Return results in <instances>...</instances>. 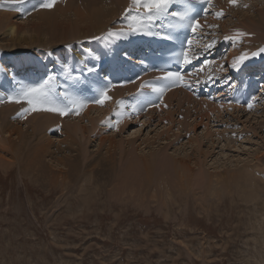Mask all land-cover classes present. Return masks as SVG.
<instances>
[{
    "label": "rangeland",
    "instance_id": "obj_1",
    "mask_svg": "<svg viewBox=\"0 0 264 264\" xmlns=\"http://www.w3.org/2000/svg\"><path fill=\"white\" fill-rule=\"evenodd\" d=\"M71 1L73 0H63L62 7L65 6V3L67 4ZM76 1L81 3V0ZM260 1L237 0L235 5L229 4L228 0L213 1V14H208L207 17L200 21L201 23L203 21L204 24L200 23L202 27L198 30L200 36L197 41L199 47L196 45L195 37L194 50L197 48V52L201 50L211 57V54L213 55L215 50L220 47V53L216 56L213 55L214 57L209 59L215 63L200 66L201 75L199 71H193L194 73H199V77H194L191 72L192 79H188V81L196 82L198 78L202 81L200 83H204L206 81L202 80L201 76H208L213 73H218L220 76L223 71L217 68L221 64L224 68V74L231 76L230 66L232 67V65L227 62L229 57H233L230 54H233L235 50H238L240 55L242 52H247L246 50L249 48L242 47L241 43L248 44L249 42L251 44L253 36L255 41L252 46L258 45L256 41L257 36L248 32L246 37L242 36L241 42L237 40L232 42V40L226 39L225 41H220L221 36L224 35V31H229L233 27H236L237 20L245 18L248 14L253 15L257 11V8L261 7ZM35 3L36 0H26L24 4H12L8 0H0V5L4 4L7 6L8 4V10L13 11V13L22 14L28 20L31 18L30 14L36 12L32 11V6ZM240 10L244 11L245 14L247 13V15L241 16V14H238ZM143 11L142 8L138 9L133 6L131 1L130 4H125L122 7L121 12L118 11L117 16L112 18L114 19L112 26H117L119 22V25H121L122 21L130 20L137 27L140 20L144 21L146 19L142 17L144 16ZM218 11H223L224 15L222 17L215 16L214 13ZM232 11L237 12L234 13ZM128 13L133 14L131 19L127 16ZM18 17L19 15L15 16L16 19ZM210 25H215V27H209ZM98 36L102 37L103 35L95 37ZM0 38V91L14 93L17 87L23 86L20 80V84L17 83V78L21 79L24 83L28 82L32 85L33 82L36 84L41 83L48 75L55 77L52 87H54L53 89L60 101L63 97L59 95V92L61 93L66 89V85L62 84L64 83L63 81H66L64 78L67 79L68 82L65 83H68L70 89L74 87V82L71 79L65 75L62 76L61 73L57 74L54 69L60 65V61L56 60L58 47H55V44L53 46L50 45V47L48 45H45L46 47L41 45L40 47L38 44H34L33 47L23 44L11 47V41H9L10 44L5 45L9 43L8 36L0 35ZM77 39L80 41L79 37L73 40L68 39L65 42L77 41ZM89 39V37L88 39L85 38L87 42L83 44L68 45L64 42L65 44L63 43L62 45L67 53L68 48L69 51L76 49L84 51L83 56H87V58L85 57L86 64H82L83 67L95 68L99 66L101 69L104 66L103 54L105 53V47H101L104 43H110L111 40H96L100 42V49L103 51L99 49V52L96 51V54L94 52L91 54L90 51L88 53L90 48H88ZM212 41L215 44L210 49L211 54L204 52L200 46ZM228 41L231 45L229 47L224 44ZM130 42L132 43L133 41ZM23 50H25V55H22ZM97 52L101 53V58L96 57L98 55ZM62 54L64 52H60L59 56ZM118 55L110 56L116 59ZM15 56L20 60L22 56H27L29 61L25 65L21 62L15 65ZM89 57L90 59L92 58L91 61L88 59ZM255 62L256 66L261 65L263 67L264 56ZM44 63L47 65L46 68L43 67ZM242 67H245V65ZM4 70L7 71V76H5ZM238 70H241V68H238ZM249 73L247 71V74ZM73 76L80 77V74ZM251 77L253 79H250L252 83H254V80L257 81L258 78V81L261 80L254 87L247 81L243 83V86L250 85L252 88L256 87L255 89L261 88H259L258 95L255 98L251 97L250 101L252 102H249L252 105L251 108H246L247 110L244 109L242 111V106L232 104L231 100L230 103L225 104L226 98L220 97L218 104H222L224 108L221 109L219 119L215 120L216 114L214 112L209 113L208 124L209 129L212 128L211 133L216 135L217 132L225 129L229 132L233 131L232 134L228 135L229 139L222 137L223 135L221 136L222 138L219 137V140L216 138L217 135L216 137L208 136L209 138L207 137V139L202 138L201 150L205 151L206 154L198 153L199 155H197L196 152L199 149H194L196 152L192 150L194 151L192 153V146L188 143V140L194 135V133H191L192 130H188L187 132L186 130H182L181 133L179 132L180 134L175 136H172L171 132L165 130L166 134L171 136V140L176 139L173 140V144L171 143L172 146L169 144L167 147V153H172L176 159L182 155L189 154L190 157H186V159L191 158V161L196 160L198 157L197 162L202 161L203 170L206 173H213L216 171L223 172L227 168H235L234 166L237 162L241 164L250 156L251 151H255L260 146L261 148L258 151L264 152V147H262L264 140L261 142L262 138L260 139V136L254 135L249 128V124L256 127V120H263L260 116L264 117V71ZM238 84L237 82L236 85ZM226 85L224 84L220 87H226ZM236 85L230 90V98ZM220 87H213L214 93L220 92L223 94ZM249 90H246V92ZM180 91V89H177L165 94L169 98L173 97L174 101L172 102L175 103V107L177 106L178 96H182L180 95ZM252 91L255 93V90ZM71 92L74 94L73 91ZM253 98L254 100H252ZM181 99L183 100L184 98ZM191 99H193L192 96ZM202 99L212 102L216 97L208 99L207 96H204L199 100ZM6 101L8 102L6 98H3L0 101V106L7 103ZM249 103L244 106H248ZM23 104V102L18 104L12 103L14 107ZM182 104L181 110L183 111L187 103L182 102ZM216 104L217 102H214L213 105L215 106ZM235 108L241 109L239 111V109L234 110ZM254 111L257 112L254 113ZM12 113L10 115L13 118H17L14 115L16 113ZM112 113L107 115V117L113 116ZM155 113H157L155 109H148L146 116L142 115L140 120L144 117L155 118ZM250 114H253V118L255 119L251 118L250 122H248L246 118ZM176 116H179L176 118V122L179 119H183V116ZM66 117L64 115L62 119H75L77 116H73V113H70L66 114ZM11 118H9L10 122L21 126L23 130L29 133L26 129L31 128L27 127L26 124L28 126L30 124L25 123L23 125V122H17ZM112 119L114 120V118ZM21 121L23 120L21 119ZM10 122L9 124H11ZM81 123L83 122L81 121ZM133 125L131 123L125 126V129L121 133L122 139L127 137L126 134L129 135L131 133L130 126ZM161 125L163 124L153 129L144 124V127L136 133V136L139 137L136 141L137 143L142 141L141 148H145V152L152 149L153 146L155 149L163 147V144L167 142V140L163 141L159 139L160 137L156 136L162 130ZM174 125L173 131L176 132L179 124L175 123ZM244 127L248 129L245 130ZM243 129L245 130V134H242L241 130ZM257 131L259 135H264L259 128ZM195 133L199 136L201 134L205 136L206 127L198 124L195 128ZM49 134L56 135L53 130H50ZM57 134H59V131H57ZM164 136L166 135L164 134L163 138ZM53 137L50 140L57 144L58 140L62 139L64 135L61 136L60 134L56 138ZM146 138L149 140H145ZM211 138L216 141L213 147H211L209 141ZM151 139L152 141L155 140L154 144L156 143V145H151ZM94 141L93 139L87 141L88 144L86 146L89 152L97 148L98 142ZM1 147L2 145L0 149ZM54 147L56 148V145ZM76 148L75 145L71 144V148L66 152L67 155L70 154L72 156V160L78 156V153L74 156V153L78 152V149L73 151ZM24 151L27 152L26 149ZM135 153L142 154V151L140 153L137 150ZM0 154L2 153L0 152ZM252 157L253 155L248 160L251 161ZM216 159L217 162H215ZM30 162L29 159L25 162H19L16 159L5 167L0 165V264H264L263 185L258 187L256 197L249 200L237 193L235 189L228 190L223 188L217 193H212L210 190H204L198 184L195 185L194 183L193 186V184L189 185L185 181L182 184L183 186L178 183L176 188L171 189L170 196H157L136 201L127 192L114 194L110 191L111 185L108 184L107 186L104 183L103 185L98 184L95 187L86 183L85 187L80 188L71 180L68 182L65 180L61 181V178H58L54 172V169H57V167L49 166L51 163L48 158H43L42 164L38 165L34 170L33 168L38 162L34 164H30ZM261 166L264 167V156L261 159ZM193 168H196V166H193ZM99 174L97 172L96 177L98 179L101 177L99 179L101 183L105 180L107 181L108 178L106 176L102 177ZM107 174L110 173L108 172Z\"/></svg>",
    "mask_w": 264,
    "mask_h": 264
},
{
    "label": "bare ground",
    "instance_id": "obj_2",
    "mask_svg": "<svg viewBox=\"0 0 264 264\" xmlns=\"http://www.w3.org/2000/svg\"><path fill=\"white\" fill-rule=\"evenodd\" d=\"M131 1L132 0H81V3H79L78 1L73 0L71 2H68L67 4L65 3V6L62 7L63 0H56L55 5L51 9H43L32 12L30 14V20L22 16V14H18L16 12L13 13V11L8 10V4L7 6L1 4L0 35H4L5 37L8 36V42L11 41V47H16L20 44L28 46L30 45V47H33L34 44H38L40 47L41 45H48L50 47V45L53 46V44H55L54 46L58 47V55H56V60L60 61V65L54 68L57 74L61 73V75L63 76V69L65 67H68L72 70L73 75L80 74V82L85 83L90 78L92 80L96 79V71L97 69H100V67H95L96 70L92 73L87 72L86 67L82 66V64H84L86 61L85 57L87 58V56H83L84 51L82 52V50L79 49L69 51L68 48L67 53L62 44L68 39L73 40L74 38L79 37L80 41H78L77 39V41L74 40L65 43L68 45L77 43L83 44L87 42L85 38L88 39L89 37L90 39L88 40V48H90L88 50V53L90 51L91 54L93 52L96 54V51L99 52L101 46L100 42L92 39V37H95L97 35H103L102 37H105L109 31L116 29L128 30L130 28H140L141 30L136 31V33L128 32V35H126L123 39H110V43L108 42L106 44L104 43V46L102 45L101 48L105 47V53L103 54V65L111 66L117 59V57L116 59H113V57H111L110 55H118L122 50L126 49V47L131 46L132 44H137L139 41H144L151 35L150 32H148L146 29V19L144 21L140 20L139 25L137 24V27L135 26V24L133 25L130 20H126L125 22L122 21L121 25H119V22L117 26H112L114 21V19L112 18H114V16H117L118 11L121 12L122 7L125 4H130ZM117 2L121 4H118ZM261 2H264V0L260 1L261 7L257 8V11H255L253 15L248 14V16H246L245 18H241L239 21L237 20L236 27H233L229 31H224V35L222 36L219 35L221 36L220 41H225V36H235L237 37L236 40L240 42L242 41V36L246 37L248 32L252 35L257 36L256 41L258 42V45L256 46H252L255 41L254 36L252 38L251 44H249V42L248 44L241 43L242 47L246 49L249 48L248 50H246L247 52L241 53V55L246 54L248 58L242 63H238L235 68L231 67V70L233 71H239L238 68H241V66L244 65L245 67L256 66L257 64L255 61L263 58L264 56V53L252 55V53H258L261 48H264V3ZM242 10L238 11V14H241V16L247 15V13L245 14ZM232 12L235 13L237 11ZM128 14L127 16L131 19L133 14ZM16 15H19L17 19L15 18ZM130 41L133 42L131 43ZM8 44H10V42L6 43L5 45ZM224 44L228 45V47L231 46L229 41ZM73 48L71 47V49ZM24 52L25 50H23L22 55H25ZM60 52H64V54L59 56ZM98 52L97 54L99 56L97 55L96 57L101 58V53ZM198 52L200 53L199 56L205 54L201 50H199ZM208 52L211 54V50H209ZM233 52V54H230V56L233 57H229L227 59V62L230 65H232L234 58H238L241 56L238 50H235ZM105 54L109 56H106ZM189 55L191 57V50L189 51ZM211 56L213 55L211 54ZM14 58H16L14 61L15 65H17L19 62L25 65L29 61V58L27 56H22L21 60L16 56ZM88 59L91 61L92 58L90 59L89 57ZM77 61L78 63H76ZM72 63L75 64L70 65ZM15 65H13V67H15ZM46 66L47 65H45L44 63L43 67L46 68ZM257 67L258 69H261V71L264 70V64L263 67L261 65ZM191 74L188 76V79H192ZM239 78L240 77H237V79ZM251 78L248 79L249 81H246L254 87L259 81L254 80V83H252L250 80ZM64 79L66 81H63L64 83L62 84L64 86L66 85V90L70 94L82 100L89 101L85 107L79 109L78 114L73 113V116H77L75 117V119H62L64 115L61 116L59 113L43 110L21 115L22 109L27 105L24 103L23 105L14 107L12 105V103L14 104V101H6L7 103H4L0 106V139L2 138L0 140V146L2 145L0 149V152L2 153L0 154V165L2 167L13 163L16 159L19 162H25L27 161V159H29L31 161L30 164L38 162V164L34 166V170L36 169V167H38V165L40 166L42 164L43 158H48L51 163L49 164V166L57 167V169H54V172L56 173V176L58 178H61V181L65 180L66 182H68L71 180L80 188L85 187L86 183H89L90 186L94 185L95 187L98 184L103 185L104 183V185L106 186L108 184L111 185L112 188L110 189V191L114 194L127 192L131 194L132 197L136 199V201L146 198H155L157 196H170V190L174 189V187L176 188V185L178 183L181 185L184 184L185 181L187 184L189 183V185L193 184V186L194 183L195 185L198 184L204 190H210L212 193H217L223 188L228 190L235 189L237 193L245 196L244 198H248L249 200H252L254 199V197H256L259 186H264V167L261 166V159L264 156V152L258 151L261 146L253 151L254 153L251 151L250 156L253 155L251 161L248 160V158L250 157L249 156L241 164H238L237 162V164L234 166L235 168H227L223 170V172L216 171L213 173H206V171L203 170L202 161L197 162L199 159L198 157L196 158V160L191 161V158L186 159V157H190L189 154L182 155L181 157L176 159L172 153H167V147L169 146V144H173V140L176 139L171 140V136L166 134L165 130L171 132L172 136L180 134L182 130H186V132L188 130H192L191 133H194V135L188 140V143L192 146L191 151L194 149L201 150V143L203 139H207L208 136L216 137L217 135L216 138H218L219 140V137L223 135L222 137L229 139L228 135L232 134L233 131L229 132L226 129L221 131L218 130L219 132L214 135V133H211L212 128L209 129V113L214 112L216 114L215 120H218L220 117L221 109L224 108L222 104H216L214 106L212 102L207 99H198L199 101H197V98L191 99L189 92H187L186 90H181L180 95L182 96L179 97L177 95L178 98L176 107L174 106L175 103L172 102L174 101L173 97L169 98L164 95L163 101L159 105H156L155 108H151L157 111V113H155V118L150 119L144 117L142 120H140L142 118V115L146 116L147 110L143 111L142 107L136 106L137 110L133 112L131 106V103L133 104V99L129 97L137 88L138 83L113 88L108 91L110 99L106 100L103 104H93L91 102L92 100L90 101V99H86V96H79L78 92L76 90L74 91V87L70 89L68 83H65L68 82L67 79ZM19 80L25 87L33 86V84L36 85L35 82L30 85V83H24L21 79L17 78L18 83L20 82ZM244 82L245 81L241 79L238 81L239 84H243ZM53 85L54 83H52L51 86ZM244 86L246 87V90L252 88L250 85ZM104 87L108 86L98 85V93H100V91ZM250 90L256 89L252 88ZM71 91H73L74 94ZM55 98L60 104L67 103L64 98H61V101L58 100L59 97H57V95ZM181 98L184 99L182 100ZM182 102L187 103V105L185 104L186 106L184 107L183 111L181 110L183 106ZM242 108L243 109L240 108L242 111L244 109H249L248 106H242ZM238 109L239 108H235L234 110ZM12 112L16 113L14 115L17 116V118L12 117ZM111 112H113V116L107 117V115H109ZM256 112L257 111H254V113ZM11 113L12 115H10ZM176 115L183 116V119H179L176 122V118L179 117ZM11 117L17 122H23V125H25V123L30 124V126L26 124L27 127L31 128L26 129L29 131V133L23 130L21 126L10 122L9 118ZM260 117L261 119L263 118V120L257 119V126L254 127L252 124H249V128L254 135L260 136V139L262 138V142L264 140V135H259L257 131V129L259 128V130H261V133H264V117ZM112 118H114V120ZM251 118L255 119L253 118V114H250L249 116L247 115L246 119L248 120V122H250ZM21 119L23 121H21ZM84 119L87 123L86 125ZM197 119H199V121H197ZM204 119L206 120L205 122ZM81 121L84 124L81 123ZM102 121L103 123H101ZM9 122L11 124H9ZM131 123L134 124L133 126H130L132 130H130L131 133H129V135L126 134L127 137L125 139H122V131L125 129L126 125ZM175 123L177 125L179 124L177 126L176 132L173 131L175 128ZM144 124H147V126L152 127L153 129L159 127L160 124H163L160 126L162 130L156 134L157 137H160L159 139L163 141L167 140V142L163 144V147H158L157 149H155L153 146L156 145V143L154 144L155 140L153 139L154 141H152L151 139L150 143L153 146L152 149L145 152V148H141L142 141L140 143H137L136 140L139 139V137L136 136V133H138V131H140L141 128L144 127ZM198 124H202L204 127H206L205 136L202 134L201 136H199L195 133V128ZM244 129L247 130L248 128L244 127ZM244 129L241 130L242 134H245ZM50 130H53L56 135L49 134ZM57 131H59V134H57ZM60 134L61 136L64 135V137L58 140L57 144L55 142L54 144L50 140V138H52V136H54L53 138H56L60 136ZM164 134L166 136H164L163 138ZM226 134L227 136L225 137ZM91 137L96 141V143H98L97 148L94 146L96 149H93L94 151L89 152L86 144H88L87 141L92 140ZM145 140L149 139L146 138ZM214 140L215 139L212 138L211 140L209 139L211 147H213L214 142H216ZM55 141L57 140L55 139ZM71 144L77 147L76 149H73V151H76L78 149V152L76 151L74 153V156H76V153H78V156H76L77 158L73 156L74 160H72V156L70 154H66L67 150L71 148ZM172 144L170 146H172ZM262 144V147H264V141ZM54 145H56V148L54 147ZM19 148L23 150L20 151ZM24 149H26L27 152H25ZM137 150L140 151V153L142 151V154L135 153V151ZM199 150L198 152L194 150L197 155H199L198 153L206 154L205 151L201 150V152H199ZM194 151H192V153ZM94 153L95 155H93ZM25 155H27L28 158ZM215 162H217V159ZM193 166H196V168H193ZM97 172L100 173L99 175H101L102 177L106 176L108 178H106L107 181L104 178L105 181L101 183V181L99 180L101 177L99 179L96 177ZM108 172L110 174H107Z\"/></svg>",
    "mask_w": 264,
    "mask_h": 264
},
{
    "label": "snow or ice",
    "instance_id": "obj_3",
    "mask_svg": "<svg viewBox=\"0 0 264 264\" xmlns=\"http://www.w3.org/2000/svg\"><path fill=\"white\" fill-rule=\"evenodd\" d=\"M9 3L12 4H24L26 0H8ZM180 0H132V5L139 8H142L143 15L146 18L147 24L151 25L153 22L167 19L170 21L168 24V29L174 31L176 37L178 38L179 33L184 29L185 24L187 22L190 23V30L193 34H195L198 28L202 27L200 25V21L198 18L190 15L192 12V8L188 7L184 11L174 10V5L179 3ZM229 4L235 5L237 0H228ZM56 3V0H36V3L32 6V11H38L40 9H51ZM185 3L190 4L191 0H185ZM199 3L203 6L202 13L203 15L213 14L212 13V0H199ZM217 17H222L224 15L223 11H218L214 13ZM143 27V26H142ZM209 27H215V25H210ZM140 28H130L128 30L124 29H116L109 31L105 37H92L94 40L100 39H123L128 32H136L140 31ZM152 35H158L162 39L171 40L174 37L172 35L166 33H151ZM226 40L235 41L237 37L235 36H225ZM215 42H209L202 46L204 52H208L211 48L214 47ZM187 49L183 50L179 56L176 57V61L178 64L189 65L193 60H198L200 53L194 50L192 39L186 40ZM189 49L191 52V59L189 58ZM260 53H264V48H261L258 53H252V55H258ZM248 56L246 54H242L238 58H234L232 62V67L235 68L238 63H242L246 60ZM215 63L213 60H205L204 64H213ZM96 69L94 67H87L86 71L89 73L94 72ZM218 70L223 71V65H219ZM5 76H7V71L4 70ZM63 74L67 76L69 79L73 80L74 86L79 87L81 82L78 76H73L72 70L68 67L63 69ZM215 74V73H214ZM15 75V73H13ZM192 75L197 76L199 73H193ZM55 79L54 76L48 75L41 83L33 85V86H19L13 92H5L0 91V101L3 98H6L10 102L16 103H25L27 106L22 109L21 115L26 113L36 112V111H49L59 113L61 116L77 113L79 109L86 106L89 101L82 100L72 94H70L66 89L59 93L65 100H67V104H60L56 100V92L53 89L52 82ZM160 79L166 81L165 85H159L155 83H148L147 85L142 83L140 86V90H143L145 87L150 88L153 93L158 95H162L164 91L167 90L168 87H175L177 85H183L184 87H188L190 81L186 80V75L181 71H171L165 70L162 77ZM209 79H212L210 76ZM200 80L197 78L196 83H199ZM18 83V82H17ZM110 99L108 95V87H104L97 98H94L91 102L97 104H103L106 100ZM249 108L252 107L251 104L248 105ZM132 110L135 112L137 110L136 105H132ZM103 123V121H102Z\"/></svg>",
    "mask_w": 264,
    "mask_h": 264
}]
</instances>
